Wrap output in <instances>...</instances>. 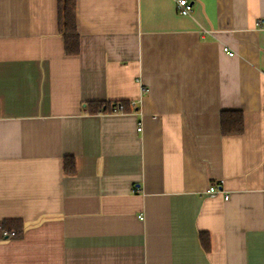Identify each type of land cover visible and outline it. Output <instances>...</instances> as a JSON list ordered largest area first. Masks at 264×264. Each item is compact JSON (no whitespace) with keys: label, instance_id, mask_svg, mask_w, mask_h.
Returning a JSON list of instances; mask_svg holds the SVG:
<instances>
[{"label":"crops","instance_id":"obj_1","mask_svg":"<svg viewBox=\"0 0 264 264\" xmlns=\"http://www.w3.org/2000/svg\"><path fill=\"white\" fill-rule=\"evenodd\" d=\"M187 1L0 0V264H264V0Z\"/></svg>","mask_w":264,"mask_h":264},{"label":"trees","instance_id":"obj_2","mask_svg":"<svg viewBox=\"0 0 264 264\" xmlns=\"http://www.w3.org/2000/svg\"><path fill=\"white\" fill-rule=\"evenodd\" d=\"M57 32L62 37L64 54L67 57L77 56L79 49V34L77 31L76 20V0H57ZM124 107V112H129L130 108L126 102L118 101ZM116 102V103H118ZM111 102L108 103H89L86 105L87 113L104 114L109 113ZM220 131L223 135H240L243 131V116L240 112H221L220 113ZM64 173L72 175L75 172L74 159L65 157L62 161ZM4 224V223H3ZM7 225H4V229ZM3 229V227H2ZM201 246L208 251V236L201 235Z\"/></svg>","mask_w":264,"mask_h":264},{"label":"built area","instance_id":"obj_3","mask_svg":"<svg viewBox=\"0 0 264 264\" xmlns=\"http://www.w3.org/2000/svg\"><path fill=\"white\" fill-rule=\"evenodd\" d=\"M174 2H175L177 14H179L181 16H188V14L191 13V11H192V3L191 2H189L187 0H174ZM223 51L227 52V48H224ZM227 55L229 57L233 56L232 53H228ZM127 104L129 105V108L131 111H133L137 106L135 101H130ZM119 113H125L123 105L120 102L111 104L109 114H119ZM137 131H138V129H137ZM208 194L210 197H215L217 195H222L223 191L219 185H211L210 187H208ZM228 198H229L228 194H223V200L226 201V200H228ZM14 235H15V233H13V232L2 231L3 237H6V238H7V236L13 237Z\"/></svg>","mask_w":264,"mask_h":264}]
</instances>
